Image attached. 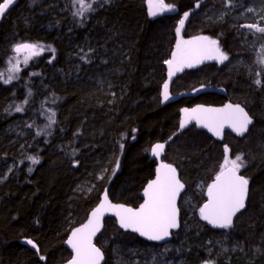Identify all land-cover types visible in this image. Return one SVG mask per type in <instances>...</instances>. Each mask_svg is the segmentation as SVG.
Here are the masks:
<instances>
[{"label":"trees","instance_id":"trees-1","mask_svg":"<svg viewBox=\"0 0 264 264\" xmlns=\"http://www.w3.org/2000/svg\"><path fill=\"white\" fill-rule=\"evenodd\" d=\"M28 1L21 0L0 23V69L21 42L50 45L55 59L46 50L18 81L0 83V264L66 263L72 257L66 246L71 231L87 220L106 187L114 202L135 207L142 202L156 172L151 149L179 131L181 109L229 100L245 105L255 119L244 137L227 133L221 142L193 126L177 134L164 160L178 168L187 187L181 201L194 196L195 188L205 190L204 201L224 146L229 158L243 154L248 163L240 173L249 179V200L233 227L212 229L198 210L191 216L182 211L181 228L170 242L159 244L122 231L115 218H108L96 243L105 252L104 264H151L161 255L168 259L165 264H264V65L256 62L255 74L246 60L229 70L235 56L252 62L261 52L264 37L252 52L253 35L240 27L245 20L238 15L245 4L258 11L264 4L164 0L174 9L150 16L148 0H102L74 16L80 8L74 0H43L35 8ZM191 10L185 38L216 39L230 60L186 67L170 89L178 98L164 101L165 61L175 50L179 21ZM85 53L90 63L81 59ZM257 79L262 86L254 83ZM208 89H224L226 95ZM16 105L24 110L17 113ZM40 105L55 112L50 133L36 129ZM25 118L32 127L25 139L15 141L8 128ZM10 165L14 169L1 181Z\"/></svg>","mask_w":264,"mask_h":264},{"label":"snow or ice","instance_id":"snow-or-ice-1","mask_svg":"<svg viewBox=\"0 0 264 264\" xmlns=\"http://www.w3.org/2000/svg\"><path fill=\"white\" fill-rule=\"evenodd\" d=\"M14 2L15 0H0V17ZM74 2L80 5V8L73 13L74 16H81L84 10L92 9V5L86 4L85 0H74ZM104 2L107 3L109 0H104ZM148 5L150 16L157 15V10L171 11L174 9L173 5L165 4L164 0H148ZM225 6H233V0H225ZM196 7L199 8L200 4L197 3ZM261 10L264 11V8ZM247 11L254 12L255 9L248 7ZM188 16L189 13L185 12L183 18L179 21V27L176 29L178 37ZM261 19H264V17ZM240 27L264 34V26L258 24H242ZM46 50L51 52L52 59H55V49L50 45L45 46L30 42L13 45L12 51L16 55L11 59L17 60V63L12 65L9 72L14 74L20 71L19 56L23 55V63L27 66L30 60L41 56ZM81 59L85 63L91 62L87 53L81 56ZM228 59V55L220 49L216 39L200 36L193 40L178 39L171 59L166 60L165 63L168 65L170 78L175 72L182 71L185 67L191 68L196 64L203 63L205 60H215L223 64ZM51 62L50 59L49 63ZM260 63L264 64V58L260 60ZM32 75H39V73H32ZM17 78L15 75H9L6 79H3V73H0V79H3L5 84ZM254 83L258 86L261 85L259 79L255 80ZM31 94L29 91L28 95L31 96ZM162 96L164 101L169 99V84L167 82L163 85ZM24 103L27 104L28 101L25 100ZM23 110V105L15 106L17 113ZM182 111L185 118L181 121V128L194 120L198 126L206 128L217 137L222 135L225 127L231 128L238 136H244L249 130V125L253 123L248 112L238 104L229 103L222 108L198 106L193 109L185 108ZM54 117L55 112H52L49 116L50 123H55ZM28 127H32V125L29 124ZM36 135H41V132H37ZM164 147L165 145L162 143L156 144L151 149L152 155L159 157ZM121 148H123V144H121ZM229 152L230 149L225 145L223 162L213 182L207 186V201L199 208L200 218L214 228L219 229L233 227V218L246 206L249 186V179L240 174L241 169L247 167L248 163L244 155L236 154L234 158H229ZM29 159L33 164L39 163V160L35 157H29ZM156 173V178L149 182L144 189L143 196L145 199L138 208L133 209L120 204H112L109 202L107 195L104 196L103 201L91 212L87 223L71 232L67 244L72 249L73 256L68 264H101L104 259L103 253L93 243V238L100 230L101 219L106 211H111L118 217L121 228L138 233L149 241H164L171 235L172 229L179 227L176 201L184 185L177 176L176 168L170 164L161 163L156 169ZM27 243L33 248H37L33 241L28 240ZM40 259L44 260L45 257L41 255ZM206 264H211V262H206Z\"/></svg>","mask_w":264,"mask_h":264},{"label":"water","instance_id":"water-1","mask_svg":"<svg viewBox=\"0 0 264 264\" xmlns=\"http://www.w3.org/2000/svg\"><path fill=\"white\" fill-rule=\"evenodd\" d=\"M20 1L21 0H15V2H14V4L12 5V6H10V8L3 14V16L2 17H0V23L2 22V20H3V18L14 8V7H16L19 3H20ZM188 13H189V16H188V18L185 20V22H184V25H183V28L181 29V31H180V35H179V37L177 36V33H176V43H177V40L178 39H183V40H187L186 38H185V36H184V34H185V31H186V28H187V25H188V22H189V19H190V17H191V15H192V13H193V10H191V11H188ZM183 18V17H182ZM186 68V67H185ZM184 68V69H185ZM183 69V70H184ZM182 70V71H183ZM182 71H178V72H175V74L174 75H172L170 78H169V75H168V73H169V68H168V72H167V80H166V82L169 84V101H172V100H174V99H176L177 97H174V96H171L170 95V87H171V85L173 84V82L175 81V79H176V77H177V75L179 74V73H181ZM165 82V83H166ZM208 91H215V92H224L223 90H215V89H208ZM229 103H231V104H233V105H237L236 103H232V102H230V101H228V102H226L224 105H219V106H216V105H204V104H198V105H195V106H193V107H191V108H188V107H186L187 109H193V108H196V107H198V106H203V107H205V108H222V107H224L226 104H229ZM238 105H240L241 107H243L244 108V106L242 105V104H238ZM183 109H185V108H183ZM182 109V110H183ZM245 109V108H244ZM181 110V121L182 120H184V118H185V114H184V112ZM245 111L247 112V110L245 109ZM249 114V113H248ZM249 116L251 117V115L249 114ZM252 118V117H251ZM252 120H253V123L251 124V125H249V130L251 129V127L255 124V119L254 118H252ZM181 121H180V124H181ZM193 126H196V128L198 129V130H200V131H206V132H208L212 137H214L216 140H218V141H221V142H223V141H225V139H226V134H227V132H231L233 135H235V136H238V135H236V133L235 132H233L232 131V129L231 128H228V127H225L224 128V130H223V133H222V135L220 136V137H217V136H214L211 132H209L206 128H202V127H200V126H198L197 124H196V122L193 120V121H190L189 123H187L186 124V126L184 127V128H179V131L174 135V136H172L168 141H166L165 143H162V144H164L165 145V147H164V149H163V151L161 152V154H160V156L159 157H156V156H153V158L154 159H156V161H157V166H156V169L159 167V165L161 164V163H166V164H170V165H172L173 167H175L176 168V170H177V176H178V178H179V180L181 181V183L184 185V188L180 191V193H179V195H178V197H177V201H176V204H177V208H178V223H179V227L178 228H176V229H172L171 230V235L168 237V238H166L164 241H149V240H147L145 237H141L138 233H135V232H132L131 230H125V229H123V228H121L120 227V224H119V219H118V217L113 213V212H111V211H106L104 214H103V217H102V219H101V227H100V230L97 232V234H96V236L93 238V243L96 245V247H98V248H100V250H101V252L103 253V257H104V259L101 261V264H104L105 262H106V255H105V252L103 251V249L101 248V247H99L98 245H97V243H96V240H97V237L104 231V228H105V225H106V220L108 219V218H115V220L117 221V224H118V226H119V228H121V230L122 231H124V232H131V233H135V234H137L139 237H141L142 239H144V240H146V241H149V242H155V243H159V244H163V243H166V242H169V241H171L172 239H173V235H174V232H177L180 228H181V214H180V208H179V201H180V197H181V195H182V193L183 192H185L186 191V185H185V183L182 181V179H181V177H180V172H179V170H178V168L175 166V165H173V164H171V163H168V162H166V161H164L163 160V158H164V156H165V154H166V151H167V148H168V146L174 141V139H175V137L177 136V134H181V133H183L185 130H187V129H189V128H191V127H193ZM249 130H248V132H249ZM247 132V133H248ZM247 133H245V135L247 134ZM244 135V136H245ZM244 136H238V137H244ZM156 172H155V177L152 179V180H154L155 178H156ZM152 180H150L149 182H151ZM147 185H148V183H147ZM147 185L145 186V188L147 187ZM250 186H248V193H247V199H246V206H245V208L244 209H242L239 213H241L242 211H244L245 209H246V207H247V201H248V199H249V188ZM144 188V189H145ZM143 192H144V190H143ZM143 192H142V202L140 203V204H142L143 202H144V196H143ZM105 195H107V198H108V200H109V202L110 203H112V204H120V205H124V206H126V207H131V208H133V209H135V208H138L139 206H140V204L138 205V206H132V205H127V204H124V203H119V202H114L112 199H111V197H110V195H109V187H106V189L104 190V192L102 193V195H101V199H100V201H99V203L92 209V211L103 201V199H104V196ZM91 211V212H92ZM91 212L89 213V215H88V218H87V220L83 223V224H85V223H87V221H88V219L90 218V214H91ZM239 213H237V215L239 214ZM236 215V216H237ZM235 218L236 217H234L233 218V223H234V221H235ZM206 222V221H205ZM207 223V222H206ZM83 224H81V225H79V226H77V227H75L74 229H76V228H79V227H81ZM208 224V223H207ZM212 229H219V228H214L212 225H210V224H208ZM73 229V230H74ZM72 230V231H73ZM71 231V232H72ZM70 235H71V233H70ZM70 235H69V237H70ZM68 237V238H69ZM68 240V239H67ZM66 246L68 247V249L70 250V252H71V254H72V256H73V253H72V249L70 248V246L67 244V241H66ZM71 259H72V257H71ZM70 259V260H71ZM70 260H68L66 263H64V264H68V262L70 261Z\"/></svg>","mask_w":264,"mask_h":264},{"label":"rangeland","instance_id":"rangeland-1","mask_svg":"<svg viewBox=\"0 0 264 264\" xmlns=\"http://www.w3.org/2000/svg\"><path fill=\"white\" fill-rule=\"evenodd\" d=\"M42 1L43 0H29L28 2L30 4H28V6L31 7V8H35L36 6L41 5ZM100 1H102V0H85V3L92 5V4H95V3L100 2ZM79 7H80V5H78V8ZM252 8H254V7H252ZM88 11H89L88 9L84 10L83 14H86ZM157 12L158 13H162V12H168V11L167 10H165V11L157 10ZM258 14H261L262 17H264V12L263 11H258V9H255V11L250 14V17L249 18H244V20H245L244 24H258L259 26H264V19H260L259 18L258 20H256V16ZM246 31H247V35H249V34H252L253 35V38L248 42V47L253 52L259 46V40L261 39V37H264V34L255 32V30L246 29ZM202 36H204V35H202ZM196 37H200V36H195V37L187 38V40H193ZM69 45L71 46L72 44L69 43ZM260 45H261V52L259 54H257L256 58L253 57V61L252 62H248V60L245 59L246 60V66H249L250 67V69H251V71H252L253 74H255V70H254L253 67H256V62L259 65H264V64H261L260 63V60L262 58H264V51H262V49H264V41H263V43L261 42ZM219 47H220V45H219ZM220 49H221V47H220ZM15 55L16 54L13 53V55L9 59L6 60V63L4 65V67H3V69H0V73H3V79H6L9 75H15V76L18 77L17 79H13L10 83H8V85L11 84V83H14V82L18 81V79L22 75V72L30 65V63L40 57V56L39 57H34L32 60H30L28 62L27 66H25V64L23 63V55L19 56L18 57V60L20 61V63H19L20 71L18 73H14L13 74V73H10L9 72V69L12 67L13 64L17 63V60L11 59ZM229 60L230 59H228L227 61H229ZM208 61H213V60H205L204 62H208ZM253 64H254V66H253ZM236 67H239V66H236ZM52 68H53V66L51 67V69ZM61 72L64 73L65 71H61ZM64 77L65 76H63V78ZM3 79H0V83L5 84L3 82ZM45 89H48V88L46 87ZM220 90H222V89H220ZM27 105H28V107L30 106V100H28ZM30 111H31V113H33L32 112L33 110L31 108H30ZM51 113L52 112L49 110V107H47L45 105H43V107H42V105H40V109H39L40 120L36 124V129L38 131H40V129H42L43 131H45L47 133H50L51 127L54 125V123H50V121H49V116H51ZM34 117L37 119V115L36 114H34ZM54 120H55V117H54ZM14 123H15L14 125H12V126H10L8 128L9 130H11V135H13L14 140L17 141V140L25 139L27 137V133L29 131L28 129H31V127H28V125L29 124L32 125V123L29 120V118L20 119V120L14 122ZM14 167L15 166H13V165H10V166L6 167L7 169H6L5 173H4V175L1 176L2 177L1 178V181L7 180V178L9 177V175L12 172V170L14 169ZM27 241L28 240H26V242ZM152 261L154 262V258H153ZM164 263H169V262L168 261H165Z\"/></svg>","mask_w":264,"mask_h":264},{"label":"flooded vegetation","instance_id":"flooded-vegetation-1","mask_svg":"<svg viewBox=\"0 0 264 264\" xmlns=\"http://www.w3.org/2000/svg\"><path fill=\"white\" fill-rule=\"evenodd\" d=\"M262 86V85H261ZM224 92H225V90L224 89H222ZM225 95H226V92H225ZM230 102H232V103H235V102H233V101H231V100H229ZM228 102V101H227ZM236 104H239V103H236ZM224 105V104H223ZM243 105V104H242ZM244 106V108L247 110V108H246V106L245 105H243ZM247 112L249 113V111L247 110ZM250 114V113H249ZM251 115V114H250ZM251 117H252V115H251ZM253 118V117H252ZM227 133H231V132H227ZM232 134V133H231ZM165 157V156H164ZM167 162V161H166ZM241 174V173H240ZM242 175V174H241ZM249 186H250V183H249ZM250 188V187H249ZM187 192V187H186V191L185 192H183L182 193V195L184 194V193H186ZM249 192H250V189H249ZM205 194V190H203L202 188H199V189H197L196 190V188H195V191H194V196L193 195H191V194H187V196L183 199V201H181V197H182V195H181V197H180V201H179V208H180V214H181V212L182 211H184V212H186V213H188L189 214V216H191L192 214H194L197 210L199 211V208L202 206V204L207 200V195H206V200H204V201H201V197H203V195ZM249 200V199H248ZM181 203H182V205H181ZM247 204H248V201H247ZM246 209H247V207H246ZM245 209V210H246ZM244 210V211H245ZM243 212V211H242ZM241 212V213H242ZM241 213H239L237 216H236V218L241 214ZM235 218V219H236Z\"/></svg>","mask_w":264,"mask_h":264},{"label":"bare ground","instance_id":"bare-ground-1","mask_svg":"<svg viewBox=\"0 0 264 264\" xmlns=\"http://www.w3.org/2000/svg\"><path fill=\"white\" fill-rule=\"evenodd\" d=\"M260 2H262L263 4H264V0H259ZM248 7H252V5L251 4H248V5H244V7H243V9H242V12L238 15V18L239 19H244V18H249L250 17V14L252 13V12H248L247 11V8ZM228 10V12H229V9H227ZM223 13H225V11L223 12L222 11V13H219L220 14V16L221 15H223ZM245 59L246 58H244V57H234V59L232 60V62H231V67L229 68V70H232L233 68H236V66H243L244 65V63H245ZM80 69H81V65H80ZM172 86V85H171ZM170 89H171V87H170ZM184 95H189V93H183ZM171 95V94H170ZM174 97H177V96H174ZM178 98V97H177ZM196 105H198V104H196ZM204 105H206V104H204ZM193 106H195V105H193ZM193 106H190V107H188V106H186V107H188V108H191V107H193ZM186 107H183V108H186ZM182 108V109H183ZM181 109V110H182ZM180 114H181V111H180ZM170 139V138H169ZM168 139V140H169ZM167 140V141H168ZM166 141H164V142H160V143H165ZM158 144V143H157ZM156 145V144H155ZM154 145V146H155ZM151 155H152V152H151ZM152 158H153V156H152ZM154 159V158H153ZM155 161H156V159H154ZM163 160H164V158H163ZM165 161V160H164ZM156 166H157V161H156ZM213 182V181H212ZM211 182V183H212ZM149 183V182H148ZM210 183V184H211ZM207 201V200H206ZM205 201V202H206ZM204 202V203H205ZM203 203V204H204ZM125 204V203H124ZM202 204V205H203ZM128 205V204H127ZM204 221V220H203ZM170 242V241H169ZM167 243V242H166ZM153 258H154V262L152 261L153 260ZM150 261V260H149ZM165 261H168V259L166 258V257H164V255H161V256H159V257H152V259H151V264H165L164 262Z\"/></svg>","mask_w":264,"mask_h":264}]
</instances>
